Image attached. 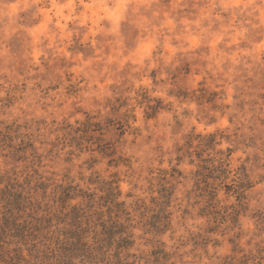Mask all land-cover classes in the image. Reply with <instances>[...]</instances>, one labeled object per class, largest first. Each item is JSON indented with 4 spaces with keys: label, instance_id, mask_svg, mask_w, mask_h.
<instances>
[{
    "label": "clouds",
    "instance_id": "obj_1",
    "mask_svg": "<svg viewBox=\"0 0 264 264\" xmlns=\"http://www.w3.org/2000/svg\"><path fill=\"white\" fill-rule=\"evenodd\" d=\"M0 193V264H264V0H0Z\"/></svg>",
    "mask_w": 264,
    "mask_h": 264
},
{
    "label": "trees",
    "instance_id": "obj_2",
    "mask_svg": "<svg viewBox=\"0 0 264 264\" xmlns=\"http://www.w3.org/2000/svg\"><path fill=\"white\" fill-rule=\"evenodd\" d=\"M70 190H71V185H69L68 188L60 189L61 194L59 199L61 203H63L68 198ZM0 200H3L5 202V209H7L8 207H18L23 204V198L19 195V193H0ZM72 216H73V223H76V213L73 212ZM0 220H3L5 226L10 224V220L6 210L3 214H0ZM115 227L116 225L113 224L109 228H104V231L106 233H109L110 235ZM19 231L20 229L18 228V232Z\"/></svg>",
    "mask_w": 264,
    "mask_h": 264
}]
</instances>
